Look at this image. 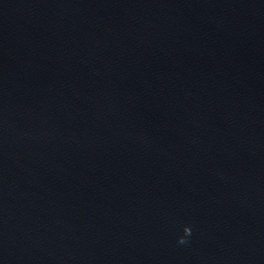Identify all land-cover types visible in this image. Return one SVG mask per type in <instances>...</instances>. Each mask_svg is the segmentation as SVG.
Instances as JSON below:
<instances>
[{
    "label": "water",
    "instance_id": "95a60500",
    "mask_svg": "<svg viewBox=\"0 0 264 264\" xmlns=\"http://www.w3.org/2000/svg\"><path fill=\"white\" fill-rule=\"evenodd\" d=\"M0 264H264V0H0Z\"/></svg>",
    "mask_w": 264,
    "mask_h": 264
},
{
    "label": "clouds",
    "instance_id": "9594fccd",
    "mask_svg": "<svg viewBox=\"0 0 264 264\" xmlns=\"http://www.w3.org/2000/svg\"><path fill=\"white\" fill-rule=\"evenodd\" d=\"M190 235H191V232L188 233L187 236H185V237H181V238L178 240V243L181 244V245L186 244V243H187V239H186V237H188V236H190Z\"/></svg>",
    "mask_w": 264,
    "mask_h": 264
}]
</instances>
